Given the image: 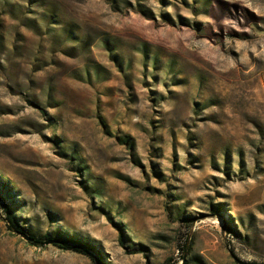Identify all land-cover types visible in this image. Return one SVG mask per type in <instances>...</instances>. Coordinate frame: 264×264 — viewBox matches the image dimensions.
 Segmentation results:
<instances>
[{"label":"rangeland","instance_id":"obj_1","mask_svg":"<svg viewBox=\"0 0 264 264\" xmlns=\"http://www.w3.org/2000/svg\"><path fill=\"white\" fill-rule=\"evenodd\" d=\"M0 196V264H264V0H0Z\"/></svg>","mask_w":264,"mask_h":264},{"label":"trees","instance_id":"obj_2","mask_svg":"<svg viewBox=\"0 0 264 264\" xmlns=\"http://www.w3.org/2000/svg\"><path fill=\"white\" fill-rule=\"evenodd\" d=\"M0 199H3L0 196ZM6 210H7V220L9 221V226L12 230L17 231L19 233H26L25 228L23 227V225H20L16 219L14 218L15 216L12 214V212L10 211L9 207L6 205ZM30 240L34 243V244H44L45 242H52L58 246H60L61 248H70V249H74L77 250V252H83L85 250V247H89L92 246L91 244L88 245L87 243H83L81 240L77 241V244H67L65 241H61L59 239H55L49 235H43V236H30ZM191 248V245L186 244L185 245V250L189 251V249ZM249 263V262H248ZM184 264H189L188 261H185ZM249 264H261V263H256V262H252Z\"/></svg>","mask_w":264,"mask_h":264},{"label":"water","instance_id":"obj_3","mask_svg":"<svg viewBox=\"0 0 264 264\" xmlns=\"http://www.w3.org/2000/svg\"><path fill=\"white\" fill-rule=\"evenodd\" d=\"M28 239H30L31 237L30 236H27Z\"/></svg>","mask_w":264,"mask_h":264}]
</instances>
